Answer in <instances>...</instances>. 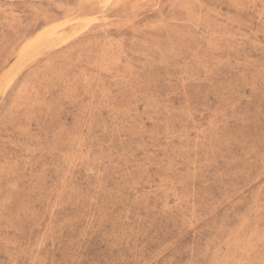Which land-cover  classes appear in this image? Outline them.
Returning <instances> with one entry per match:
<instances>
[{
    "label": "rangeland",
    "instance_id": "rangeland-1",
    "mask_svg": "<svg viewBox=\"0 0 264 264\" xmlns=\"http://www.w3.org/2000/svg\"><path fill=\"white\" fill-rule=\"evenodd\" d=\"M0 264H264V0H0Z\"/></svg>",
    "mask_w": 264,
    "mask_h": 264
}]
</instances>
